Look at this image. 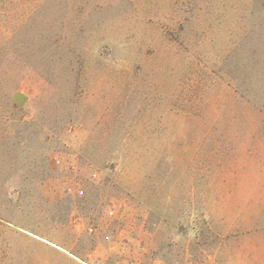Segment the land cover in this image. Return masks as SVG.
<instances>
[{
    "label": "rangeland",
    "instance_id": "1",
    "mask_svg": "<svg viewBox=\"0 0 264 264\" xmlns=\"http://www.w3.org/2000/svg\"><path fill=\"white\" fill-rule=\"evenodd\" d=\"M0 264H264V0H0Z\"/></svg>",
    "mask_w": 264,
    "mask_h": 264
}]
</instances>
